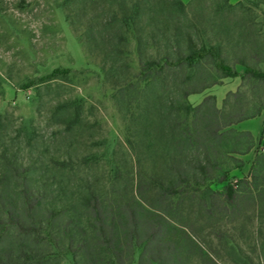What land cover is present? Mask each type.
<instances>
[{"label":"trees","instance_id":"trees-1","mask_svg":"<svg viewBox=\"0 0 264 264\" xmlns=\"http://www.w3.org/2000/svg\"><path fill=\"white\" fill-rule=\"evenodd\" d=\"M248 1L224 0L242 16L212 24L214 39L205 23L195 39L194 24L174 21L187 16L182 0H62L110 89L130 163L109 152L96 108L67 91L75 71L54 68L25 82L53 129L45 137L22 121L10 141L23 145L10 146L0 116V264H133L136 252L137 264H257L243 246L264 247V230L247 227L259 216L264 229V152L248 177L210 186L227 182L244 165L235 155L254 146L250 131L232 126L264 112V0H251L259 14ZM90 11L99 21L86 18ZM236 76L240 86L221 107L213 95L190 103L189 95ZM50 144L58 148L49 152Z\"/></svg>","mask_w":264,"mask_h":264},{"label":"rangeland","instance_id":"rangeland-1","mask_svg":"<svg viewBox=\"0 0 264 264\" xmlns=\"http://www.w3.org/2000/svg\"><path fill=\"white\" fill-rule=\"evenodd\" d=\"M241 1L243 0H229L232 5ZM61 2L62 0H0V116L2 123L6 125L1 132L3 139L10 146H22V143L16 142V138L10 141V137L13 138L19 134L18 125L22 121L31 122L38 133L47 137L53 128L45 124L42 118L43 113L39 116L36 112L35 85L27 88H22V85L28 80L49 73L54 68H68L75 72L72 83L65 85L67 91L76 93L85 100L87 105H93L96 108L101 116L103 128L100 135L107 139L109 152L117 149L118 157L130 163L129 153L123 144L119 115L109 98L110 89L103 83L96 58L89 56L75 37ZM182 2L186 6L187 16L175 17L174 21L184 26L194 24L190 27V31L195 39L200 35L205 23H207L206 36L214 39L215 26L213 25L227 26L228 23L232 24L242 16L237 9L228 11L227 8L221 7L224 0H182ZM244 4L247 8L251 7L253 13H260V6L254 5L251 0ZM97 13V11H90L86 14V18H91L92 22L99 21ZM167 18L165 16L162 19L168 20ZM144 19L146 21L147 16ZM223 39H225L224 35ZM129 43L131 52L129 59L132 70L135 71L138 67L135 43L132 38ZM233 51L228 49V57L233 56ZM236 69L239 73L243 71L240 65H237ZM240 83L239 76L222 77L204 91L189 95L188 99L190 103L196 105L206 95H213L217 106L221 107L226 94L236 91ZM46 108L47 106H44L42 110ZM263 122L264 112L232 126L237 130L250 131L254 136V146L245 155H235L244 161V165L240 168H232L228 173L227 182L212 181L210 183L212 189L222 190L226 184L235 183L250 175L256 154L264 152L261 141ZM97 137L100 138L99 135ZM84 147L78 146L81 152ZM48 148L49 152H53L58 146L50 144ZM261 221L263 218L259 216L255 218L252 225H247L248 230L256 233L260 229L263 231V226L260 227ZM253 247L252 240L243 246L250 255L252 253L255 263L264 264V247L259 245L255 252H251ZM137 260L138 252L133 264H137ZM70 261L68 258L67 262L63 260V263L70 264ZM216 261L218 264H234L225 257Z\"/></svg>","mask_w":264,"mask_h":264},{"label":"built area","instance_id":"built-area-1","mask_svg":"<svg viewBox=\"0 0 264 264\" xmlns=\"http://www.w3.org/2000/svg\"><path fill=\"white\" fill-rule=\"evenodd\" d=\"M261 141H262V150L264 151V134H263V136L261 137Z\"/></svg>","mask_w":264,"mask_h":264}]
</instances>
